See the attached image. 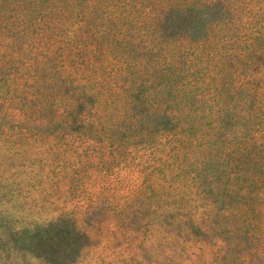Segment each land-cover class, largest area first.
Returning a JSON list of instances; mask_svg holds the SVG:
<instances>
[{
  "label": "trees",
  "instance_id": "16d2710c",
  "mask_svg": "<svg viewBox=\"0 0 264 264\" xmlns=\"http://www.w3.org/2000/svg\"><path fill=\"white\" fill-rule=\"evenodd\" d=\"M40 34L55 48L37 52ZM263 49L264 0H0V74H50L77 99L123 96L137 122L199 163L191 182L215 196L219 235L237 217L255 250L264 248V76L254 74ZM24 50L32 62L17 58Z\"/></svg>",
  "mask_w": 264,
  "mask_h": 264
},
{
  "label": "rangeland",
  "instance_id": "374dc122",
  "mask_svg": "<svg viewBox=\"0 0 264 264\" xmlns=\"http://www.w3.org/2000/svg\"><path fill=\"white\" fill-rule=\"evenodd\" d=\"M11 71L0 74V264H264L237 217L219 235L215 196L191 182L199 163L137 122L123 96L77 99L50 74Z\"/></svg>",
  "mask_w": 264,
  "mask_h": 264
}]
</instances>
